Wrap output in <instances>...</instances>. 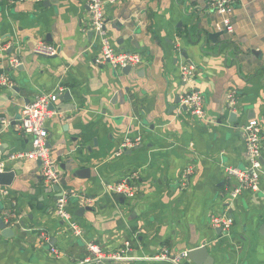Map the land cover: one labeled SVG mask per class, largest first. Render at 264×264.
I'll return each mask as SVG.
<instances>
[{"label":"crops","instance_id":"1","mask_svg":"<svg viewBox=\"0 0 264 264\" xmlns=\"http://www.w3.org/2000/svg\"><path fill=\"white\" fill-rule=\"evenodd\" d=\"M213 1L123 0L107 6L106 31L116 49L144 58L125 74L95 64L100 47L89 37L85 0H0V77L15 84L0 86V120H18L40 93L59 95L57 115L46 124L48 144L60 192L69 194L67 209L83 231L76 237L56 216L57 194L40 166L11 158L29 150L31 139L0 124V162L16 172L13 186L1 187L8 194H0V219L17 213L16 236L0 231V264H173L152 258L164 249L178 256L201 247L214 264H264V142L258 192L234 199L237 182L225 174L227 167L248 166L240 128L252 120L264 126V0H237L233 33L218 30L224 18L212 11ZM39 42L56 46L58 54L35 55ZM15 58L20 64L11 67ZM185 64L196 67L194 87L206 106L202 120L177 104L189 91L180 75ZM232 91L235 112L228 102ZM128 138L142 142L116 157ZM190 166L194 173L183 188ZM129 177L136 178L134 198L109 192ZM81 207L94 211L79 216ZM221 214L232 220L226 232L211 224ZM42 234L59 255L47 249ZM126 242L132 244L128 259H117ZM90 244L102 250L101 261L86 262Z\"/></svg>","mask_w":264,"mask_h":264},{"label":"built area","instance_id":"2","mask_svg":"<svg viewBox=\"0 0 264 264\" xmlns=\"http://www.w3.org/2000/svg\"><path fill=\"white\" fill-rule=\"evenodd\" d=\"M21 2H30L40 4L45 0H20ZM123 0H85V4L89 10L90 16V31L93 33L95 41L100 47V55L95 59L97 66H111L114 70H123L131 67L137 68L144 64V58L140 53L123 52L116 49L112 43L107 31L106 7L116 5ZM237 0H214L210 6L214 13L222 15L224 20L221 25H218L220 32L226 31L233 33L234 26L232 24L230 15L234 11ZM8 49V48H7ZM3 48L4 51L7 50ZM33 53L41 57H54L58 54L56 46L39 42L34 48ZM11 67H16L20 64L19 59H11L9 61ZM181 80L189 86V91L181 98V105L186 107L190 114L197 119H204L206 116V106L202 93L194 87L196 77V67L191 64H185L180 70ZM0 86L14 89L15 84L9 76L0 77ZM61 91V89H60ZM59 95L56 93H40L36 95L27 105L24 106L22 114L18 120L14 122L6 119H1L0 124L4 127H12L17 130L23 137L31 139V148L25 152H19L11 158L16 160H26L35 163H41L40 171L43 181L47 186L54 187L61 181L58 164L52 156L50 148L48 147V132L46 128L47 122L57 115L54 108L58 101ZM229 108L235 112L237 107V96L234 91L228 95ZM53 107V108H52ZM241 136L244 139L247 147L248 166L244 169L236 167H227L225 170L228 180L237 182L232 190V197L238 198L244 192H258L261 184L262 163L263 156V142H264V126L256 120L250 121L247 125L240 128ZM142 142L141 138L126 139L123 145L115 154L116 157L122 156L127 150L137 148ZM194 167H188L181 178V185L183 188L187 187L190 177L194 173ZM6 165L0 162V173L5 172ZM135 177H129L120 183L109 187V192L112 195L122 196L127 199L134 198L137 195V187L135 185ZM0 187V194L7 195L8 192ZM70 202L68 193H64L58 199L56 207V216L67 223L71 231L76 237H81L82 229L72 221V215L69 213L67 207ZM17 218L16 210L7 211L4 213L3 221L5 224L13 228L15 219ZM211 224L214 228L226 232L232 226V220L226 214L213 215L211 217ZM43 244L49 243V238L46 234L41 235ZM122 254L117 259H128L126 254L131 250L132 244L126 242ZM88 250L91 256L87 258L89 261H101L103 259V252L98 245H88ZM51 251L59 255L55 248ZM130 259V258H129ZM181 259H188V252H184L178 256H172L168 249H164L159 255L152 258L154 261H165L173 264H180Z\"/></svg>","mask_w":264,"mask_h":264},{"label":"water","instance_id":"3","mask_svg":"<svg viewBox=\"0 0 264 264\" xmlns=\"http://www.w3.org/2000/svg\"><path fill=\"white\" fill-rule=\"evenodd\" d=\"M47 6V3H46ZM226 31H223V33H225ZM93 33L90 32L89 33V37H92ZM214 35L211 36V38H213ZM13 49L9 50V54L12 53ZM132 68L131 67H127L123 69V72L125 74H129L131 73ZM70 96V93H66V97ZM181 103V99H178L177 104ZM53 108V107H52ZM231 122H235L237 121V116L234 115L233 113L231 114ZM49 147V144H48ZM39 166H41V163H37ZM85 173H88L87 171ZM16 178V172L14 171H5L0 173V187H12L14 184ZM43 179V178H42ZM63 185H65V181L62 180L61 182ZM53 191L57 194V198L59 199L61 197V192H60V187L59 185H56L53 187ZM86 211H94L93 208L91 207H81L78 209L77 211V215L82 216ZM0 231L2 233V236L5 238H13L16 236V232L14 228H10L8 227L5 222L3 221V219H0ZM54 246V241H50L47 245V249L51 250V248ZM188 260L191 263L194 264H214V259L213 257L210 255L209 250L206 247H201V248H196L191 250L188 253Z\"/></svg>","mask_w":264,"mask_h":264}]
</instances>
